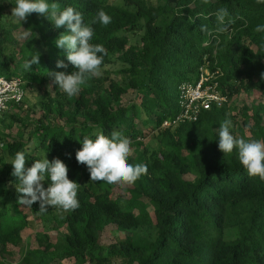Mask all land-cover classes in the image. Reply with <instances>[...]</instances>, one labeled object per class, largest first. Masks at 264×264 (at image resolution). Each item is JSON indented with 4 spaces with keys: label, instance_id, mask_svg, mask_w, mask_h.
I'll use <instances>...</instances> for the list:
<instances>
[{
    "label": "trees",
    "instance_id": "16d2710c",
    "mask_svg": "<svg viewBox=\"0 0 264 264\" xmlns=\"http://www.w3.org/2000/svg\"><path fill=\"white\" fill-rule=\"evenodd\" d=\"M48 2L82 13L94 28L91 42L102 44L107 55L103 72L90 78L68 103L61 100V89L52 85L57 96L42 103L37 121L13 115L25 131L0 147V257L9 246L24 241L22 233L32 215L43 227L37 233L39 247L27 250L20 264H264V180L247 174L238 150L224 155L218 148V128L231 117L243 124L238 133L230 129L235 137L264 141V32L255 31L264 25V3ZM14 6L15 0H0V75L20 77L27 90L50 85L48 71H74L67 50L54 44L66 29L55 28L36 13L19 23L11 16ZM221 7L234 21L224 34L215 31V13ZM100 9L111 17L106 26L91 23ZM201 25L209 32L201 31ZM25 31L30 33L26 39ZM37 51L39 65L25 69V61ZM113 56L123 65L117 79L104 70ZM58 61L68 67L57 68ZM203 71L228 101L203 110L196 121L165 126L179 113L181 86L197 81ZM252 90H259L263 101L234 112L233 98ZM29 111L34 113L33 108ZM113 130L130 138L132 149L139 139L152 138L158 145L150 158L137 150L130 155V163L148 168L132 186L92 182L87 167L76 160L84 136H110ZM17 151L25 152L26 167L45 154L49 161L61 159L69 179L80 184V207L57 214L39 212L38 202L32 208L19 205L18 180L11 175L10 163ZM109 226L125 237L106 246L102 238ZM0 264L9 262L0 258Z\"/></svg>",
    "mask_w": 264,
    "mask_h": 264
},
{
    "label": "clouds",
    "instance_id": "9594fccd",
    "mask_svg": "<svg viewBox=\"0 0 264 264\" xmlns=\"http://www.w3.org/2000/svg\"><path fill=\"white\" fill-rule=\"evenodd\" d=\"M264 3V0H257ZM36 13L47 17L55 28H64L59 37L54 41L55 47L67 50V61L74 67V71H48L51 79L49 86H58L68 97L79 94L90 78L97 77L101 73V65L107 50L102 44H93L94 28L86 24L83 15L71 6L63 9L56 2L49 3L48 0H15L11 16L17 22L27 21V18ZM218 34L229 32L234 21L230 18L226 7L219 8L216 13ZM92 24L100 23L108 25L111 17L103 10H98ZM201 31L209 32L206 25H201ZM257 33L264 32V25H257ZM30 35L27 31L22 38ZM40 53L32 55L26 60L23 67L32 68L39 65ZM63 61L57 62V68H67ZM264 78V73H262ZM232 121L225 119L218 128V148L225 154H231L234 149L238 150V159L242 167L250 177H259L264 180V141L246 140L235 137L230 129ZM82 147L76 151L78 164L85 165L90 173L92 182H105L116 184L121 187L132 186L143 176L147 175L148 168L144 164L129 162L132 154V141L121 132L113 130L111 135L102 132L95 139L84 136L81 141ZM26 154L17 151L14 159L10 162L13 166L12 176L16 177V191L18 193L17 203L32 208L34 203H39V212L48 211V206L58 208L65 212L74 211L80 207L78 190L80 184L69 179L68 166L59 158L49 161L46 154L42 159H37L26 167ZM48 180V187L44 182Z\"/></svg>",
    "mask_w": 264,
    "mask_h": 264
},
{
    "label": "rangeland",
    "instance_id": "374dc122",
    "mask_svg": "<svg viewBox=\"0 0 264 264\" xmlns=\"http://www.w3.org/2000/svg\"><path fill=\"white\" fill-rule=\"evenodd\" d=\"M120 3L123 2L120 1ZM112 58H113V62L106 65L104 67V70L109 71L111 73V77L117 79L118 75L116 72L117 70L121 69L123 65L119 60L116 59V57L113 56ZM118 80L120 81V79ZM83 87L84 86H82V88ZM131 93L133 94V92ZM55 95L57 96L56 88H53L52 86L49 85H46L44 87L36 85L34 88H28L26 90L24 101L19 105L10 106L9 110H7L6 113L0 119V144H1L0 147L4 148L3 146L4 144L6 145L7 140H13L15 139L16 136L21 134L22 131H25V128L22 126L23 124L20 122V120H16L13 117L14 114L19 118L30 117L32 120L35 119V121H37L41 113L42 103L45 104V101L50 102V96L52 97ZM60 96L62 101L68 103L69 97L67 96L66 93L62 91ZM126 98H127L126 96L123 97L122 98L123 101H125ZM262 101H263L262 93L259 90H252L251 92H242L241 94L235 96L231 101L232 102L231 105L235 109H237L236 111L234 110V112H238L239 109H241L244 106L252 108L253 106L258 105ZM29 108H33L34 113L31 114ZM230 120L232 121L231 129H235V132L238 133L240 125H243L242 122L235 123L232 117L230 118ZM52 121H54L56 124L58 123L57 120H55L54 116H52ZM244 128L245 131L247 132V136L251 137L252 134L249 128L248 127H244ZM136 143L137 145L135 148H133L131 156L132 155L135 156L137 154L136 152L137 150L142 153L145 152L146 154L145 156L147 158H150L152 157V155H154V152L158 149L157 143L154 140H152V138L139 139ZM48 212L57 213V214L65 213V211L58 208H52L51 206H48ZM30 220L32 222L31 225L27 227L22 233L24 241L19 246H12V245L9 246L8 251H6V253L0 257V258H5L6 261L9 262V264H20L27 250L36 249L39 247L37 241V233L41 231L43 227L42 224H39L34 219V216L31 215ZM145 230H146L145 228L144 229L142 228L141 232H144ZM119 237L124 238L125 233L119 231L115 226H109L103 234L102 242L104 245L108 246L110 244L115 243ZM52 264H56V263H52ZM64 264H75V263L72 261H65Z\"/></svg>",
    "mask_w": 264,
    "mask_h": 264
},
{
    "label": "built area",
    "instance_id": "2783aa9c",
    "mask_svg": "<svg viewBox=\"0 0 264 264\" xmlns=\"http://www.w3.org/2000/svg\"><path fill=\"white\" fill-rule=\"evenodd\" d=\"M180 90L179 113L165 121V126L196 121L203 110H209L213 105L223 106L228 101L218 89V83L211 81L207 71H203L197 81L183 84ZM25 95L26 86L20 77L0 75V119L10 106L21 104Z\"/></svg>",
    "mask_w": 264,
    "mask_h": 264
}]
</instances>
